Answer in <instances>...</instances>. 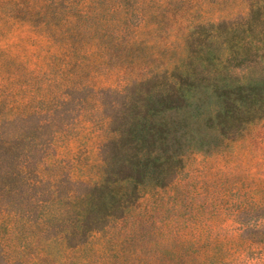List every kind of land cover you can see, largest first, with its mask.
Instances as JSON below:
<instances>
[{
  "label": "rangeland",
  "instance_id": "obj_1",
  "mask_svg": "<svg viewBox=\"0 0 264 264\" xmlns=\"http://www.w3.org/2000/svg\"><path fill=\"white\" fill-rule=\"evenodd\" d=\"M122 2L121 9L114 14L102 12L103 17L110 19V29L119 24V17L126 15L122 19L126 18L127 29L124 27L122 34L132 44L134 58L125 62V75L121 72L111 77L116 81L122 76L135 80L159 73L185 55L195 57L200 67L209 63L212 67L213 61L225 55L227 49L240 48L249 55L255 44L264 47V0ZM112 3L119 4V0H112L109 5ZM200 21H236L239 27L234 31L222 25L216 33L205 28L192 34L190 25ZM21 30L8 35L7 40L18 42L20 37H27L24 53L14 49L12 55L18 61L25 54L32 66V55L39 49L28 40L33 34ZM239 76L255 84L256 89L251 96L237 98L247 113L238 116L243 124L236 134H226L217 127L214 118L222 104L211 92V86L190 91L182 108L164 112L171 121V130L177 129V135L184 137L186 155L180 183L157 193L152 189L156 186L148 182L141 198L125 210L102 206L99 214L105 217V224L82 242L64 237L70 227L78 225V206L70 207L71 199L66 197L50 201L42 197L48 202H39L41 207L31 204L35 217H48L41 226L24 223L9 229L7 220L1 225L0 264H173L176 250L182 254L241 256V263L263 264L259 259L264 256V57L250 67L245 64L238 73L226 78L238 82ZM135 87L118 94L106 92L99 96L89 89L73 95L60 114L66 126L59 129L56 140L58 149L64 151L62 156L70 176L72 172L80 179H99L98 150L113 135L111 129L115 124L110 122L111 116H119V125H130L138 121L136 113L149 106L148 121L156 120L152 109L160 104L167 85L155 81L140 89ZM142 123H134L139 137L145 136L139 131ZM49 130L50 127L46 129ZM137 136L133 138L140 146L146 137L138 140ZM66 190L63 188L59 195ZM81 190L84 188L79 187ZM31 193L28 191L25 197L29 198ZM206 223H211L212 231L197 227ZM221 225H242L244 230L224 231L219 228ZM238 238L243 245L255 247L256 253L238 245L230 250L226 242Z\"/></svg>",
  "mask_w": 264,
  "mask_h": 264
},
{
  "label": "trees",
  "instance_id": "obj_2",
  "mask_svg": "<svg viewBox=\"0 0 264 264\" xmlns=\"http://www.w3.org/2000/svg\"><path fill=\"white\" fill-rule=\"evenodd\" d=\"M111 1L0 0V228L6 220L9 229L24 223L41 226L48 217H35L31 204L41 207L39 202H48L42 197L50 201L61 196L71 199L70 207L76 209L78 206L79 212L78 225L70 227L64 237L82 242L90 232L105 224V217L99 214L102 206L125 210L141 198V192L149 183L156 186L151 187L157 193L180 183L186 155L184 137L177 135V129L171 130V121L164 112L182 108L190 91L211 86V92H215L222 104L214 119L224 133L236 134L243 124L238 116L246 114L247 110L237 98L251 96L256 85L240 76L236 77L238 82H230L226 77L238 73L245 64L250 67L257 63L264 57V47L255 44L249 55L243 54L240 48L227 49L225 55L213 61L212 67L210 63L200 67L195 57L185 55L159 73L135 80L122 76L116 81L111 77L124 74L125 62H130L128 60L134 55L130 38L122 34L125 33L122 29H127L126 18L122 19L126 15L119 17V24L111 29L110 19L102 16V12L114 14L121 9L122 0L110 6ZM235 23L194 22L189 31L195 34L207 28L216 33L222 25L235 31L239 27ZM21 29L33 34L28 40L39 49L32 55L35 57L32 66L25 54L18 61L12 55L14 49L24 53L23 43L27 37H20L18 42L7 40L8 35L17 34ZM155 81L167 85L160 104L152 109L156 120L148 121L149 106L136 113L138 121L127 126L119 125L118 115L111 116L110 122L115 124L111 129L113 135L98 150L99 179H80L72 172L70 176L62 156L64 151L58 149L56 140L59 129L66 126L60 114L71 103L73 95L89 89L99 96L106 92L124 93ZM140 120L143 123L139 131L146 138L141 139L142 145L138 146L133 138L139 135L134 123L139 124ZM48 127L50 130L46 131ZM143 137L137 136L138 140ZM79 187L84 190L79 191ZM63 188L68 190L59 195ZM28 191H32L29 198L25 197ZM197 227L212 231L211 223ZM219 228L244 230L242 225H221ZM210 241L208 244H212ZM237 241H227V247L233 250L238 245L245 250L254 249L256 253L251 244L243 245L240 238ZM179 251L173 253V264H238L243 261L241 256L222 253L216 256ZM259 260L264 264V256Z\"/></svg>",
  "mask_w": 264,
  "mask_h": 264
}]
</instances>
